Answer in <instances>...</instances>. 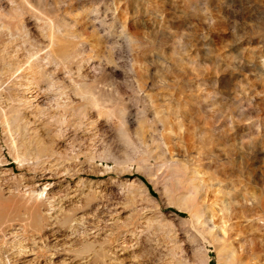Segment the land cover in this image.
Listing matches in <instances>:
<instances>
[{
    "label": "rangeland",
    "instance_id": "1",
    "mask_svg": "<svg viewBox=\"0 0 264 264\" xmlns=\"http://www.w3.org/2000/svg\"><path fill=\"white\" fill-rule=\"evenodd\" d=\"M0 264H264V0H0Z\"/></svg>",
    "mask_w": 264,
    "mask_h": 264
}]
</instances>
